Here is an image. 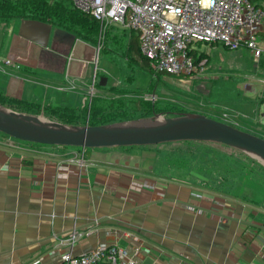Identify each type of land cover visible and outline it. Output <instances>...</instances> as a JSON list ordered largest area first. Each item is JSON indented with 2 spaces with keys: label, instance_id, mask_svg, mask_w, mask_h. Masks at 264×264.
Returning a JSON list of instances; mask_svg holds the SVG:
<instances>
[{
  "label": "crops",
  "instance_id": "1",
  "mask_svg": "<svg viewBox=\"0 0 264 264\" xmlns=\"http://www.w3.org/2000/svg\"><path fill=\"white\" fill-rule=\"evenodd\" d=\"M57 27L40 48L31 41L38 25L0 19V58L13 63L0 69V95L90 124L86 84L96 44L63 27L53 34ZM115 148L124 147L86 148L80 162V147L0 133V264H54L100 243L125 249L126 264H264L262 206L156 174L143 149Z\"/></svg>",
  "mask_w": 264,
  "mask_h": 264
},
{
  "label": "rangeland",
  "instance_id": "2",
  "mask_svg": "<svg viewBox=\"0 0 264 264\" xmlns=\"http://www.w3.org/2000/svg\"><path fill=\"white\" fill-rule=\"evenodd\" d=\"M121 29L118 26H111L105 34L100 32L99 40L95 45L100 46L96 58L97 73L99 78L105 77L106 81L104 88H99L98 82L96 83L94 95L98 93L99 96L93 98L96 100L103 98L114 104H122V108L127 110L126 114L136 118L149 117L153 114L164 117L175 116L191 108L204 109L214 118L224 111L230 114L238 113L237 120L241 124L239 128L264 137V83L262 82L264 54L255 58L244 46L230 49L212 43L201 47L202 51L205 50L208 60L203 72L196 77L154 76L147 68L128 58L126 38H121L123 31ZM260 39V46L264 49V31L261 32ZM5 68L13 67L9 65ZM0 74L2 76L6 73L0 71ZM9 78L10 75H5L4 79L8 81ZM13 79L10 83H13ZM17 89L19 90L16 93L21 95V88ZM204 93L209 95L208 98L203 95ZM85 98L87 101V97ZM135 101H140L143 109L134 110L131 103ZM39 104L41 110L39 114L34 113L37 109L21 104L16 107L23 109L22 111L8 105L4 106L17 112L55 120L53 117H48L49 115L44 113V105ZM150 108H153L152 112L149 111ZM210 108L216 109L218 113L207 111ZM108 118L116 121L120 118V114L110 115ZM115 149L128 151L143 149L152 161L156 174L194 183L199 182L197 179H202L199 183L203 186L221 191L234 199L256 203L264 208V164L242 151L223 144L201 141ZM191 171L198 172L200 176L194 174L192 176Z\"/></svg>",
  "mask_w": 264,
  "mask_h": 264
},
{
  "label": "built area",
  "instance_id": "3",
  "mask_svg": "<svg viewBox=\"0 0 264 264\" xmlns=\"http://www.w3.org/2000/svg\"><path fill=\"white\" fill-rule=\"evenodd\" d=\"M67 1L78 11L97 19L101 34L111 26L134 30L139 50L150 60L155 72L196 77L203 72L206 63V58L198 59L201 47L213 42L230 49L244 46L255 58L264 53L258 38L264 28V0ZM99 48L98 45L92 55L90 79L86 84L90 98L96 93L95 86L99 82L96 60ZM12 64L9 58H0V69ZM70 87L76 86L71 84ZM190 110L208 115L201 108ZM237 117L235 113L224 111L215 119L239 127ZM84 149L79 151L80 162H83ZM126 256L125 249L100 243L79 255L66 251L54 264H126ZM29 264L45 263L36 258Z\"/></svg>",
  "mask_w": 264,
  "mask_h": 264
},
{
  "label": "water",
  "instance_id": "4",
  "mask_svg": "<svg viewBox=\"0 0 264 264\" xmlns=\"http://www.w3.org/2000/svg\"><path fill=\"white\" fill-rule=\"evenodd\" d=\"M28 21L39 27L31 41L40 48H47L51 24ZM66 32L57 27L53 34ZM105 81L106 78L101 77L99 84L105 85ZM0 133L25 142L80 148L151 146L181 141L213 142L240 150L264 164V137L192 111L175 116L153 114L133 120L80 125L17 112L0 103Z\"/></svg>",
  "mask_w": 264,
  "mask_h": 264
},
{
  "label": "trees",
  "instance_id": "5",
  "mask_svg": "<svg viewBox=\"0 0 264 264\" xmlns=\"http://www.w3.org/2000/svg\"><path fill=\"white\" fill-rule=\"evenodd\" d=\"M9 18H18L20 20H38L49 24H55L60 28L63 27L67 31L72 32V34L75 35V37L81 38L82 40H85L92 44H96L100 36L99 21L91 15L84 14L78 11L71 3H69L66 0H0V19H9ZM106 32L107 30H105L104 34ZM122 37L126 38V43H125L126 52L129 59H132L136 64L140 65L141 67L147 68V70L151 72V74H153L154 76L156 75L172 76L170 74H165L161 72L159 73L152 70L150 65V60L144 55H142V53L139 50L138 35L134 30L124 29L122 31L121 38ZM213 43H217V42H213ZM201 58H206V61L208 60V56L205 50L200 52L198 59ZM98 85L99 88L105 87V85H100V84ZM93 97H96V95H93L90 98L91 106L89 111L90 114L89 123L91 125L114 122L115 120L111 121L109 120L108 117L110 115H115V114H120V118L116 121H122L127 119L130 120L136 118V116L127 115L126 114L127 110L122 108L123 107L122 104H114L111 101L103 100V98L101 99L97 98L99 100L98 101L96 100V98ZM0 103L3 105H8L18 111L23 110L19 107H16L18 104L24 105L25 107L28 108L31 107L37 109L33 103H27V104L21 103L19 102V100L15 98H11L9 96L0 95ZM115 106H117V108H114ZM131 106H133L134 110L143 109L140 101H135L134 103H131ZM149 111L152 112L153 108H150ZM189 111L191 110H188L187 112ZM34 113L39 114V110L37 109ZM53 118L55 119V121H59L61 123H67V124H76L78 122V116L76 117L73 112H66L65 114H59V115H56V112H53ZM27 143L34 144L31 142H27ZM215 144H219V143H215ZM124 148H128V147H124ZM193 174L200 176L198 175L199 174L198 172H192L191 175L194 176ZM170 179L174 181L192 184L191 182L188 181L177 180L174 178H170ZM198 180L202 181V179H198ZM201 187L211 192L226 195L225 193L218 191L216 189L203 186V184L201 185Z\"/></svg>",
  "mask_w": 264,
  "mask_h": 264
},
{
  "label": "bare ground",
  "instance_id": "6",
  "mask_svg": "<svg viewBox=\"0 0 264 264\" xmlns=\"http://www.w3.org/2000/svg\"><path fill=\"white\" fill-rule=\"evenodd\" d=\"M159 119H161V118H159Z\"/></svg>",
  "mask_w": 264,
  "mask_h": 264
}]
</instances>
